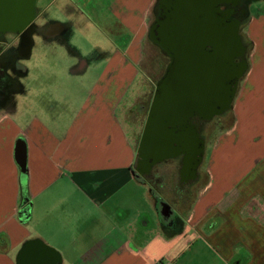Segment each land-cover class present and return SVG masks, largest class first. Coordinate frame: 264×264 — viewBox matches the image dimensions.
Segmentation results:
<instances>
[{
	"label": "crops",
	"instance_id": "0c3cea01",
	"mask_svg": "<svg viewBox=\"0 0 264 264\" xmlns=\"http://www.w3.org/2000/svg\"><path fill=\"white\" fill-rule=\"evenodd\" d=\"M32 1L40 28L34 53L43 48L44 55H51L53 38L76 25L69 17L75 12L82 17L92 12L94 22L118 26L119 38L127 43L91 89H32L28 80L40 74L26 73L16 107L0 113V264H18L29 241H40L46 248L38 253L47 259L60 255L59 264H203L204 253L210 257L206 264H264V52L253 63L263 46L264 20L253 30L259 42L244 33L249 68L230 110L232 125L213 140L212 155H205L204 181L191 187V197L177 200L136 172L137 135L147 110L138 107L140 122L125 119L137 109L132 101L155 93L164 76L156 85L131 87L140 75L158 0ZM52 8L67 18L52 21L59 30L45 39V15ZM252 19L245 27H253ZM239 113L243 151L219 152L224 135L240 128ZM20 141L24 173L18 162ZM229 158L239 166L225 167ZM24 209L26 221L21 219Z\"/></svg>",
	"mask_w": 264,
	"mask_h": 264
},
{
	"label": "water",
	"instance_id": "95a60500",
	"mask_svg": "<svg viewBox=\"0 0 264 264\" xmlns=\"http://www.w3.org/2000/svg\"><path fill=\"white\" fill-rule=\"evenodd\" d=\"M220 1L159 0V17L151 26L150 36L171 57L172 63L156 85L142 148L149 135L156 134L161 140L162 136L172 132L169 127L175 128L196 114L212 119L231 110L239 82L249 68V43L242 34V26L249 13L243 23L233 18V13L217 15L216 11L209 19L201 21L200 13L205 6ZM207 45L213 47L212 51L204 50ZM18 156L24 173L26 153L21 141ZM21 215L22 221L28 219L26 209ZM42 248L46 247L40 241L27 242L18 255L17 263H61L58 254L56 259L54 256L47 259L46 255L38 253Z\"/></svg>",
	"mask_w": 264,
	"mask_h": 264
},
{
	"label": "flooded vegetation",
	"instance_id": "af4514ba",
	"mask_svg": "<svg viewBox=\"0 0 264 264\" xmlns=\"http://www.w3.org/2000/svg\"><path fill=\"white\" fill-rule=\"evenodd\" d=\"M264 0H238L236 3L222 0L209 4L200 13V19H209L216 11L217 15L233 13V18L244 22L252 4ZM208 4V3H206ZM37 13L32 0H0V113L10 112L16 107L15 96L23 90L20 76L26 74L24 64L34 56L36 39L40 28L36 24ZM246 18V19H245ZM231 20V18H230ZM247 21V20H246ZM59 30L54 22L48 21L45 39ZM52 38V37H51ZM148 40L154 39L148 36ZM207 45L204 50L212 51ZM169 64L165 74L172 63ZM155 95V93H154ZM154 95L147 109V118L138 138L136 172L145 181L160 185L168 196L174 199L191 197V187L204 181L200 172L204 166L208 138L214 130L215 120H224L225 116L204 119L196 114L175 128H170V135L157 139L156 134L149 135L143 148L142 140L147 119L152 107Z\"/></svg>",
	"mask_w": 264,
	"mask_h": 264
},
{
	"label": "rangeland",
	"instance_id": "374dc122",
	"mask_svg": "<svg viewBox=\"0 0 264 264\" xmlns=\"http://www.w3.org/2000/svg\"><path fill=\"white\" fill-rule=\"evenodd\" d=\"M249 12V16L251 15V19L252 17H254L253 19H256V22L252 28L249 27L250 24L245 27V23L242 26V29H244V32L242 31V34H247V40H251L255 43V41H258L259 37L255 36L253 30L254 26L259 23L260 19H262V21L264 20V2L252 4L249 7ZM45 16L49 19L50 22L56 21V19L64 20L67 18H64V14L62 13H55L53 8L48 10ZM69 17L76 24L74 26L75 29L71 28L69 29V31L66 30V33L53 38L52 41L55 46L52 48V54L50 55L49 53L48 55H44L42 51L44 49L37 48L33 58L24 64L26 73L31 74L30 76H34L38 73L40 74H38L40 76L39 79L28 80L31 83L29 85L30 88L51 89L52 92H57L59 90L66 92V89H68L69 92H76L74 90L78 91L79 89L84 91L86 89H91L96 83L99 76L105 71V68L109 64L108 61L110 59H113L115 51L121 47L122 43H127V38H119L118 34L122 32H120V28L118 26H116V28H109L108 26H106V24L103 25L94 22L96 18L95 14L92 12L88 13L84 17H82L77 12H75L74 14L70 13ZM253 19L250 23H252ZM260 43L263 44V46H261L257 53L255 52L256 56L253 62L255 64L259 61V57L261 58L263 56L264 52V39L259 42V45ZM103 56H106L105 60H103ZM169 62V57L165 54V52L158 45H156V43L146 39L142 51L141 62L138 65L140 75L134 82L135 85L131 87L135 88L138 83H148L149 81L156 85L159 79H161L162 75L164 74V71ZM131 65L133 64L131 63ZM257 70H259V68H256V71ZM72 72L77 74L72 75ZM23 76H20L19 78V81L21 83L23 82L22 84L25 83L22 79ZM56 76L59 78L58 82H56L55 80ZM153 95L154 92L148 91V94L145 96H141V98L139 97L137 102L132 101V103L137 104V109L128 114L125 119L130 123L140 122L139 120L142 119V116H140V113H138V107L142 106L147 110L151 103V98L153 97ZM145 98L148 100H145ZM44 101L47 102V100ZM58 114L59 113H57L56 115ZM137 117L139 118V120L137 119ZM259 119L260 118L258 117V120ZM239 120L241 122L240 128L238 130H234L232 135H224L225 137L222 138L224 141L221 144L219 152L225 149H230L231 151L234 149V153H241L243 151L241 140L243 139V137H245V133L243 119L240 113ZM143 121L145 122V119ZM234 121L238 122L237 114H235L234 116ZM232 122V111H230L225 116L224 120H215L213 125L214 130L212 131L211 136L208 138V143L206 146L207 157L212 155V145L215 139L218 137H223L224 132H226L231 127ZM142 124L141 126L143 127ZM142 127L139 128V134L137 135L138 138L140 136ZM128 129L130 130V127H128ZM225 138L230 139V144L225 140ZM239 138L241 140H239L238 142ZM234 141L238 142V145L236 147H234L232 144V142ZM230 158L227 161L225 167H238V160L235 158L230 160ZM243 167V165L242 167L240 166V168L242 169ZM206 255L207 254L205 253L203 254V264H206L210 259V257ZM219 264H221V262H219Z\"/></svg>",
	"mask_w": 264,
	"mask_h": 264
},
{
	"label": "trees",
	"instance_id": "16d2710c",
	"mask_svg": "<svg viewBox=\"0 0 264 264\" xmlns=\"http://www.w3.org/2000/svg\"><path fill=\"white\" fill-rule=\"evenodd\" d=\"M158 3H159V0L157 1V3H156V6H155V20H154V22L156 21V19L159 17L158 16ZM248 18H249V16H248ZM246 23H247V21H246ZM154 24V23H153ZM249 50H250V45H249ZM249 50H248V53H249ZM248 53H247V55H248ZM238 61V60H237ZM166 70V69H165ZM164 75H165V71H164Z\"/></svg>",
	"mask_w": 264,
	"mask_h": 264
}]
</instances>
